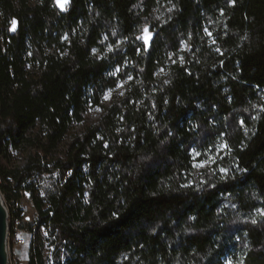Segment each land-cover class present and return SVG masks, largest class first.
I'll return each mask as SVG.
<instances>
[{"label":"trees","instance_id":"trees-1","mask_svg":"<svg viewBox=\"0 0 264 264\" xmlns=\"http://www.w3.org/2000/svg\"><path fill=\"white\" fill-rule=\"evenodd\" d=\"M0 192L26 264H264V0H0Z\"/></svg>","mask_w":264,"mask_h":264},{"label":"rangeland","instance_id":"rangeland-1","mask_svg":"<svg viewBox=\"0 0 264 264\" xmlns=\"http://www.w3.org/2000/svg\"><path fill=\"white\" fill-rule=\"evenodd\" d=\"M9 24H11V21L9 22ZM122 92H123V87L121 85H119L114 91L108 92L106 94V96L104 97L103 104L107 105L113 97L121 95ZM102 112H103V108H93V109L88 110V112L85 116V121L81 124L75 125L72 132L74 134L80 133L86 125L94 122L97 118H99V116L102 114ZM2 163L5 164L6 163L5 160L2 159ZM204 165H205V163H203V162H195L194 168H195V170H199ZM1 195H2V193H1ZM2 198H3L5 206L10 211L11 207H10V205H8L6 203V200H5L3 195H2ZM15 207H18L20 209L19 213L22 215L23 221H25V222L26 221L27 222L33 221L36 214H35L34 209L32 208L29 197L26 196L25 193L20 197V199L18 200V203L15 205ZM26 228H24V229H26ZM28 243H29V241L26 242V244H24L22 247H19L15 251L13 250V252H12V255L15 254L14 256L17 259L18 264H26L27 263Z\"/></svg>","mask_w":264,"mask_h":264},{"label":"water","instance_id":"water-1","mask_svg":"<svg viewBox=\"0 0 264 264\" xmlns=\"http://www.w3.org/2000/svg\"><path fill=\"white\" fill-rule=\"evenodd\" d=\"M69 4V0H55L56 7L63 11ZM13 28L15 25L12 26ZM8 211L0 193V264H8L6 239L8 235Z\"/></svg>","mask_w":264,"mask_h":264},{"label":"bare ground","instance_id":"bare-ground-1","mask_svg":"<svg viewBox=\"0 0 264 264\" xmlns=\"http://www.w3.org/2000/svg\"><path fill=\"white\" fill-rule=\"evenodd\" d=\"M7 208V207H6ZM12 210V209H10ZM8 211V235L6 239V246H7V253H8V264H18V262H15V260H9V255H12V252L14 250V224L15 222L18 221L20 217L18 216H13V212H10L7 208ZM31 233H27V242L30 240Z\"/></svg>","mask_w":264,"mask_h":264},{"label":"built area","instance_id":"built-area-1","mask_svg":"<svg viewBox=\"0 0 264 264\" xmlns=\"http://www.w3.org/2000/svg\"><path fill=\"white\" fill-rule=\"evenodd\" d=\"M25 194L29 197L28 192H25ZM27 233L28 230L22 227V218H19L14 224V251L26 244ZM14 255L15 254L9 255V260H15V262H18Z\"/></svg>","mask_w":264,"mask_h":264},{"label":"snow or ice","instance_id":"snow-or-ice-1","mask_svg":"<svg viewBox=\"0 0 264 264\" xmlns=\"http://www.w3.org/2000/svg\"><path fill=\"white\" fill-rule=\"evenodd\" d=\"M13 25H15V21L12 22ZM145 32H147V29H145ZM145 43H147V38H145ZM229 264H231V262H229Z\"/></svg>","mask_w":264,"mask_h":264}]
</instances>
